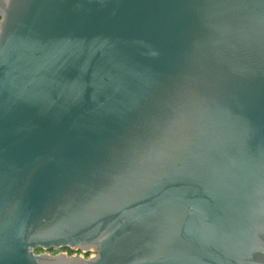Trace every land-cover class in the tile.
Listing matches in <instances>:
<instances>
[{
  "label": "water",
  "instance_id": "obj_1",
  "mask_svg": "<svg viewBox=\"0 0 264 264\" xmlns=\"http://www.w3.org/2000/svg\"><path fill=\"white\" fill-rule=\"evenodd\" d=\"M0 264H264V0H0Z\"/></svg>",
  "mask_w": 264,
  "mask_h": 264
},
{
  "label": "rangeland",
  "instance_id": "obj_2",
  "mask_svg": "<svg viewBox=\"0 0 264 264\" xmlns=\"http://www.w3.org/2000/svg\"><path fill=\"white\" fill-rule=\"evenodd\" d=\"M61 252H62V253H65V254L68 255V256H70L69 252L66 251V250H62ZM36 253H37V252H36ZM56 253H57V252L54 251V252L50 253V255L54 256V255H56Z\"/></svg>",
  "mask_w": 264,
  "mask_h": 264
},
{
  "label": "flooded vegetation",
  "instance_id": "obj_3",
  "mask_svg": "<svg viewBox=\"0 0 264 264\" xmlns=\"http://www.w3.org/2000/svg\"><path fill=\"white\" fill-rule=\"evenodd\" d=\"M66 251H68V250H66ZM69 252V254L70 255H73V254H76V255H79L80 253H72V252H70V251H68ZM88 257V256H87Z\"/></svg>",
  "mask_w": 264,
  "mask_h": 264
}]
</instances>
